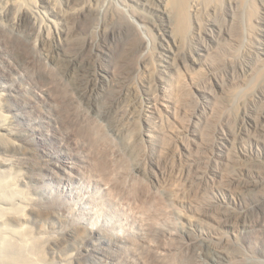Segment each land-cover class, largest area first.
<instances>
[{"label": "bare ground", "instance_id": "1", "mask_svg": "<svg viewBox=\"0 0 264 264\" xmlns=\"http://www.w3.org/2000/svg\"><path fill=\"white\" fill-rule=\"evenodd\" d=\"M58 1L0 0L4 18L28 31L35 45L54 44L57 55L52 60L78 83L93 111L107 104L104 117L123 151L102 126L90 123L80 128L82 143L69 142L74 152L69 158L82 179L106 187L99 200L102 210L117 218L140 214L145 220L141 238L123 236L126 256L120 254L128 264H199L200 250L206 261L239 264L241 254L233 243L240 237L256 242L251 226H242L254 222L256 211L264 215V0H158L167 28H158L159 62L147 55L140 61L146 82L143 104L122 79L146 44L130 33L117 50L112 79L106 82L100 65L93 71L90 67L94 2L62 0L61 6ZM40 16L46 22L38 25ZM4 45L26 59V44L12 39ZM41 82L46 85L48 79ZM4 104L0 100V109ZM17 135L12 127L0 126V146L26 160L21 166L28 176L42 170L51 174L56 159L65 160L62 148L45 151L31 164L39 160V150L30 139L25 138V146L17 142ZM13 167L19 175L17 165ZM0 178V195L6 192L10 198L15 177ZM246 194L255 195L254 205L244 204ZM24 203L12 202L0 211V257L5 260L0 264H36L43 260V242L53 255L70 246L79 248L75 242L89 245L99 235L100 240H122L71 221L59 235L44 240L29 229L26 212L35 215L30 216L41 229L63 202L58 197L41 207ZM170 209L186 229L183 244H177L181 240L173 237L172 228L157 227L170 218ZM178 245L187 248L186 258L177 257Z\"/></svg>", "mask_w": 264, "mask_h": 264}, {"label": "rangeland", "instance_id": "2", "mask_svg": "<svg viewBox=\"0 0 264 264\" xmlns=\"http://www.w3.org/2000/svg\"><path fill=\"white\" fill-rule=\"evenodd\" d=\"M60 1H58L59 5L64 3ZM90 1L94 2L96 9L94 23L89 30L92 32H88L94 43L89 55L93 61L90 66L92 71L96 65H100L103 69V79L109 82L112 79L110 70L114 69L117 50L126 42L130 33L135 34L147 47L136 54L132 68L125 73L122 81L125 89L129 93L132 92L134 99L139 100V104H143V95L145 94L143 90L146 82L140 61L147 55L154 59L155 63L159 62L158 55L161 51L160 43L162 42L159 29L163 31L162 29L167 28L166 21L158 10L161 8L158 0ZM1 4L0 2V100L1 103L5 104L0 109V126H10L13 131L18 132L17 142L24 146L27 145L25 138L32 141L34 147L39 150V160H32L30 161L31 164L39 162L45 151L47 153L61 152L63 148L62 151L65 150L66 154L64 155L66 157L64 161L61 158L56 159L58 172L55 170V173L50 174L48 171L42 170L37 176H28L26 167L21 166L22 162L25 163L26 160L21 159V156L13 150L4 151L0 146V161L7 163V165H0V176L7 179L15 177L16 181L15 187L13 184L11 186L14 189L11 188V192H8L12 193L11 196L9 194L10 198L5 194L6 192L2 194L3 196L0 195V211L9 207L12 202L13 204L24 205H26L24 202H29V205L41 207V205L44 206L45 203L47 205L49 201H55L60 197L63 202L60 207L61 210L50 219L43 221L41 228L43 230L38 228L39 223L32 220L31 216L35 215L31 214L29 210L25 211L27 215L26 224L33 231V234L43 235L44 240H47L45 238L48 236H57L63 232L69 221V223L74 222L73 224L76 225H85L94 231L103 230L114 240H118V238L122 240L117 241V243L100 240L101 235H99L89 245L75 242L81 248L70 246L67 248V252L53 253V255L49 253L48 244L43 242L45 254L43 253V260L35 261L36 264H128L123 254H120L126 252L123 236L133 235L141 238L147 228L145 220L142 221L143 217L140 214L129 213L117 218L115 215L102 210V203L99 202L104 199L103 193L105 192L103 191L106 190V187H97L93 179H82L75 173L72 159L69 158L71 153L74 154L69 142L82 143L84 139L80 134V128L90 123L102 126L108 137L116 144L117 149L123 151L121 139L113 133L111 125L104 117L108 110L107 104L103 103L93 111L85 103L78 83L74 84L64 72L63 67L52 60V57L57 55L54 44L46 47L35 45L36 41L28 31L18 28L11 20L4 18ZM62 5L64 6V4ZM45 22V17H38V25ZM12 39H17L29 46L26 49L27 57L25 60H21L9 45L8 47L4 45L6 40ZM48 53L51 54V57ZM150 57L148 59H151ZM116 73L120 74V71ZM119 74H115V76ZM45 78L48 79L46 85L41 82ZM67 134H69L68 137H66ZM27 135L30 136L27 137ZM69 138L73 139L68 140ZM75 152L81 156L77 150ZM14 165H17L19 173L17 176ZM253 195L246 194L244 204L254 205L255 195ZM169 212L170 218L166 222L164 220L158 223L157 227L167 230L172 228L173 237L181 240L177 244L187 242L186 229L175 214L171 212V209ZM262 213L256 211L253 217L255 218L254 222L242 226L243 228L247 225L251 226L250 229H252L256 242L250 244L240 237L237 242L233 243V247H237L238 253L241 254L239 264H264V254L260 251L264 249V215ZM113 224L115 228H113ZM20 246L23 248L22 251L26 252L24 240L20 239ZM82 246L86 248H82ZM237 248H235L236 251ZM177 251L179 259H182L181 257L186 258L185 255L188 250L185 246L178 245ZM125 252L124 255L126 256ZM0 260L5 263L2 257ZM208 261L199 250L197 255L199 264H218ZM183 264L190 263L185 260Z\"/></svg>", "mask_w": 264, "mask_h": 264}]
</instances>
